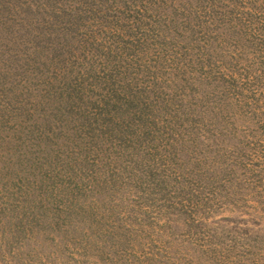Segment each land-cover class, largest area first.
Instances as JSON below:
<instances>
[{"label": "rangeland", "instance_id": "374dc122", "mask_svg": "<svg viewBox=\"0 0 264 264\" xmlns=\"http://www.w3.org/2000/svg\"><path fill=\"white\" fill-rule=\"evenodd\" d=\"M0 264H264V0H0Z\"/></svg>", "mask_w": 264, "mask_h": 264}]
</instances>
